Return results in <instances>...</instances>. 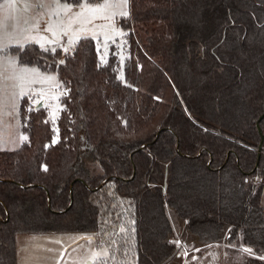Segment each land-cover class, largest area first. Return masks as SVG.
Wrapping results in <instances>:
<instances>
[{
  "label": "trees",
  "instance_id": "trees-1",
  "mask_svg": "<svg viewBox=\"0 0 264 264\" xmlns=\"http://www.w3.org/2000/svg\"><path fill=\"white\" fill-rule=\"evenodd\" d=\"M128 9L122 75L91 37L68 53L12 48L67 94L56 132L22 97L27 138L0 150V264L36 231L100 235L105 264H264V0Z\"/></svg>",
  "mask_w": 264,
  "mask_h": 264
},
{
  "label": "rangeland",
  "instance_id": "rangeland-1",
  "mask_svg": "<svg viewBox=\"0 0 264 264\" xmlns=\"http://www.w3.org/2000/svg\"><path fill=\"white\" fill-rule=\"evenodd\" d=\"M82 2L83 0L77 4L69 2L73 5L72 13L81 11L79 4ZM101 2H103V0H101ZM114 3H116V6L110 9V11L118 13L122 10V6L119 5L117 0H114ZM92 6L96 7L97 5L94 4ZM128 6L126 10L129 13ZM72 13H68L67 16L62 13L61 19H63L66 23L68 16H71ZM85 15L88 14L86 13ZM28 16L38 19L40 21L41 29H43L48 23V12L44 8H36L33 5L31 11L28 13ZM18 17L21 20L24 18L22 0H15L14 5L5 3L2 7H0V21H15ZM121 17L123 16L117 15L111 22L104 18H96L92 21L91 24L88 25V27L93 30L92 34H98L96 35V38L94 40L95 42H97V46H100L99 58H101V62L115 69L120 75H122L123 67L129 56V45L128 41L125 38L127 31H124L119 25V20ZM53 19H55V17H53ZM77 27H79V25H73V29ZM113 27L116 30L115 32H113L112 30ZM100 33H107V36ZM92 34H89V37L92 38ZM140 34L141 38H139V41L142 42V39L146 37V34L143 31H140ZM24 35L26 34L19 32L12 33L10 35L6 33L3 40V45H6L7 47L4 56L0 58H4L7 56L18 57L16 53L12 52V48L17 46L15 40L22 39ZM27 35H31L37 38L39 36H44L49 40L58 39L59 46L52 45L51 47L60 48L64 53L63 47L68 46L69 40L74 38L75 33L74 31L69 32L67 35L60 33L57 37H54L50 32L32 31ZM106 40L107 42L105 43ZM72 49L73 47L70 48L69 51H71ZM19 66H23L27 69H36V72L29 71L24 74L23 86L28 91V95L26 96V107H36V101H39L43 97L42 100L45 99L47 105L45 107L48 114L47 120L51 125H53V128L56 132L57 125L55 124L62 107L60 98L62 97L64 92L60 88V82L58 80V77L56 76L55 71L49 69L42 70L36 65L28 66L22 64L21 62L18 67ZM46 77H55V80L47 81L45 79ZM31 81L36 82L29 83ZM22 97H19L17 100L18 107ZM21 137L27 138L26 134L22 131L21 128L19 110H13L11 103L7 101L6 94L5 103L3 106V115L0 116V150L4 148H17L22 144L23 141L26 140L21 139ZM18 139L19 142H17ZM56 139L57 137L54 136L52 141L54 142L56 141ZM170 211L169 216L173 219L177 229V219L175 218L174 213ZM82 236L92 237V243H89L84 239H79ZM16 240L18 264H94V262L92 261V255L94 252L103 254L105 251H107L108 253V248L102 242V238L100 237V235H97L93 232H20L19 234H17ZM184 249L185 248H183L182 250ZM103 257L104 256L101 255V259ZM189 257L192 259L196 257V255L191 254ZM240 260L241 258L234 259V261Z\"/></svg>",
  "mask_w": 264,
  "mask_h": 264
},
{
  "label": "snow or ice",
  "instance_id": "snow-or-ice-1",
  "mask_svg": "<svg viewBox=\"0 0 264 264\" xmlns=\"http://www.w3.org/2000/svg\"><path fill=\"white\" fill-rule=\"evenodd\" d=\"M117 2L122 6V10L118 13L110 11V9L116 6L114 0H103V2H101V0H83V2L79 4L81 11L72 13L73 5L69 3L68 0H22L24 12V18L22 20L18 17L15 21H0V57L4 56L7 47L6 45H3V40L6 33L9 35L18 32L26 34L22 39L15 40L16 45L21 51L33 43H37L44 52H48L49 50L52 52L56 51V48L51 46H59L58 39L49 40L44 36H39L37 38L27 35L32 31L50 32L54 37H57L60 33L67 35L69 32L74 31V38L69 40L68 46L63 47V51L68 53L70 48L75 47L79 41L88 39L89 34L93 33V30L90 29L88 25L91 24L94 19L104 18L111 22L117 15L125 17L129 15L128 11L126 10L129 0H117ZM5 3L14 5L15 0H0V7H2ZM94 4L97 6L93 7L92 5ZM33 5L36 8H44L48 12V23L43 29H41L40 21L38 19L28 16V13L31 11ZM62 13L65 16H67L68 13H72L71 16H68L66 23L63 19H61ZM86 13L88 15H85ZM53 17H55V19H53ZM74 24L79 25V27L73 29ZM112 30L113 32L116 31L114 27ZM100 34L107 36V33ZM96 35L98 34H92V38L95 39ZM106 42L107 40L105 43ZM99 49L100 46L98 45V52ZM61 63H63V61H61ZM19 64L20 62L16 56L0 58V116L3 115V106L5 103L6 94L7 101L11 103L14 111L18 110V98L28 95V91L23 86L24 74L29 71L36 72V69H27L23 66L18 67ZM45 79L47 81H53L55 80V77H46ZM34 82L36 81H31L29 83ZM66 94L67 93H64V95ZM21 139L26 138L21 137ZM121 231H124V229L121 228ZM80 239L87 240L89 243H92L93 240L92 237H81ZM242 251L246 253L251 252V250L247 248L243 249ZM101 255L106 257L107 251H105L103 254L99 252L93 253L92 261L94 264L96 261H99V264H105L104 260L101 259Z\"/></svg>",
  "mask_w": 264,
  "mask_h": 264
},
{
  "label": "water",
  "instance_id": "water-1",
  "mask_svg": "<svg viewBox=\"0 0 264 264\" xmlns=\"http://www.w3.org/2000/svg\"><path fill=\"white\" fill-rule=\"evenodd\" d=\"M39 106H41V102H38L37 105H36V107H39ZM263 116H264V112H263V114L259 117L258 120H261V119L263 118ZM257 128H258L259 134H260V136H261V141H260V143H259V145H258V151H259V150H260V147H261L262 144H263L264 136L262 135L261 128H260V125H259V124L257 125ZM82 237H84V236H82ZM79 239H80V238H79Z\"/></svg>",
  "mask_w": 264,
  "mask_h": 264
},
{
  "label": "crops",
  "instance_id": "crops-1",
  "mask_svg": "<svg viewBox=\"0 0 264 264\" xmlns=\"http://www.w3.org/2000/svg\"><path fill=\"white\" fill-rule=\"evenodd\" d=\"M38 102H41V106L44 107V108L47 106L46 102H45V99L42 100V98H41L39 101H36L35 106L37 105ZM17 142H19V139L17 140ZM260 201H261L262 205L264 206V187H263V191H262V194H261Z\"/></svg>",
  "mask_w": 264,
  "mask_h": 264
}]
</instances>
